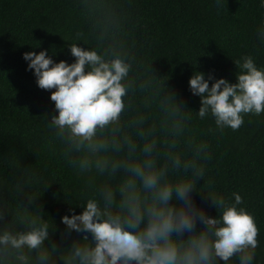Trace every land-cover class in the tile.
<instances>
[{"label": "trees", "instance_id": "1", "mask_svg": "<svg viewBox=\"0 0 264 264\" xmlns=\"http://www.w3.org/2000/svg\"><path fill=\"white\" fill-rule=\"evenodd\" d=\"M72 43L131 65L124 124L142 114L161 140L170 138L181 118L173 106L182 105L188 119L181 149L190 154L189 142H207L205 180L233 202L232 193L242 196L238 207L259 228L253 264H264V113L246 114L240 129L221 131L210 115L198 117L201 97L189 85L197 71L238 82L235 61L246 55L264 68V0H0V211L6 215L0 228L24 230L21 217L43 215L60 251L84 235H65L62 218L84 210L86 178L67 163L68 145L51 125L58 114L51 91L38 87L23 56L48 50L54 61L73 63ZM204 183L198 178V188ZM193 198L209 216L219 214L206 192L194 191Z\"/></svg>", "mask_w": 264, "mask_h": 264}, {"label": "clouds", "instance_id": "2", "mask_svg": "<svg viewBox=\"0 0 264 264\" xmlns=\"http://www.w3.org/2000/svg\"><path fill=\"white\" fill-rule=\"evenodd\" d=\"M70 51L73 63L54 61L48 50L23 56L38 87L51 91L58 113L51 125L68 145L67 163L86 178L84 210L62 218L65 235H84L60 251L49 241L43 215L21 217L24 230L0 228V264H229L234 258L253 264L259 246L255 217L238 207L243 203L238 192L232 193L233 202L205 180L211 159L207 142L195 147L189 142L190 154L181 149L188 119L182 105L173 106L181 118L172 124L170 138L165 134L161 140L157 125L147 124L142 114L126 125L122 116L131 65L119 56L106 60L76 43ZM235 63L240 69L236 83L213 75L206 79L199 71L189 80L192 93L201 97L198 117L210 115L221 131L240 129L246 114L264 113V68L251 55ZM198 178L205 181L202 190ZM194 191L207 193L216 217L196 205ZM5 220L0 211V225Z\"/></svg>", "mask_w": 264, "mask_h": 264}]
</instances>
